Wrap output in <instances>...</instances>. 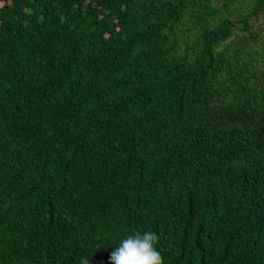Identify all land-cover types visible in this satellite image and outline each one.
Here are the masks:
<instances>
[{"label":"trees","instance_id":"1","mask_svg":"<svg viewBox=\"0 0 264 264\" xmlns=\"http://www.w3.org/2000/svg\"><path fill=\"white\" fill-rule=\"evenodd\" d=\"M264 264V0H0V264Z\"/></svg>","mask_w":264,"mask_h":264},{"label":"clouds","instance_id":"2","mask_svg":"<svg viewBox=\"0 0 264 264\" xmlns=\"http://www.w3.org/2000/svg\"><path fill=\"white\" fill-rule=\"evenodd\" d=\"M159 237L152 231L128 235L109 255V264H163V258L155 245ZM89 264V260H81Z\"/></svg>","mask_w":264,"mask_h":264}]
</instances>
